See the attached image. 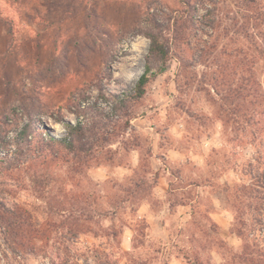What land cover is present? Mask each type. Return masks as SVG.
I'll use <instances>...</instances> for the list:
<instances>
[{"label": "rangeland", "instance_id": "rangeland-1", "mask_svg": "<svg viewBox=\"0 0 264 264\" xmlns=\"http://www.w3.org/2000/svg\"><path fill=\"white\" fill-rule=\"evenodd\" d=\"M0 139V264H264V0H0Z\"/></svg>", "mask_w": 264, "mask_h": 264}, {"label": "trees", "instance_id": "trees-1", "mask_svg": "<svg viewBox=\"0 0 264 264\" xmlns=\"http://www.w3.org/2000/svg\"><path fill=\"white\" fill-rule=\"evenodd\" d=\"M192 5H191V14H192ZM147 37L149 39V51L152 53H155L156 55L160 56V58H162L161 63L163 61L166 60V56H167V51L165 50V45L164 43H162L160 41V39L158 38L157 35L155 34H147ZM160 63V64H161ZM162 66V67H161ZM163 66L164 65H159V69H153L151 64L149 63V61L146 60L145 62V67L142 71V73L139 75V77L137 78L134 87H133V95L132 97L134 98H141L146 91V85L149 82L151 76L159 73L160 71H163ZM125 96H121L118 97V101H120V103H123L125 101ZM66 127H67V135L65 137H61V138H54L52 136H49V140L50 141H62L64 143H67L68 147H72L73 144V140H74V132H77L79 135L81 134V126L80 123L77 122L75 124H72L70 122L65 123ZM43 132L42 129H33L32 125H27L26 128L20 133L19 138H23L26 139V137L28 135H32L33 138V143H35L37 146L42 142V138L40 136V134ZM81 137H78V139ZM1 143L3 144H7V141L5 139H0ZM18 212H16L15 209L11 208H7L4 204H2V200L0 198V219L1 222L5 223V228L7 227L8 230L5 231V243H6V247L9 248L11 251H15V247H21L23 246V244L20 243V241L16 238L19 237L18 233H15L14 231L17 229H20L22 225H28L27 222L25 221H19L18 219ZM10 219H13V221H11ZM3 256L5 258H7V253L6 252H2Z\"/></svg>", "mask_w": 264, "mask_h": 264}, {"label": "crops", "instance_id": "crops-1", "mask_svg": "<svg viewBox=\"0 0 264 264\" xmlns=\"http://www.w3.org/2000/svg\"><path fill=\"white\" fill-rule=\"evenodd\" d=\"M182 157H184V154L178 149L175 148H168L166 160L170 162L171 164H179V160H182ZM175 158H178L176 160ZM157 160V162H156ZM154 163L151 164V169L155 172V179L151 183V190H156V188H161V186L164 185L163 190L166 191L168 187V180L164 174L161 173V162L160 160L156 159ZM138 162V159L134 162V165L136 166Z\"/></svg>", "mask_w": 264, "mask_h": 264}]
</instances>
